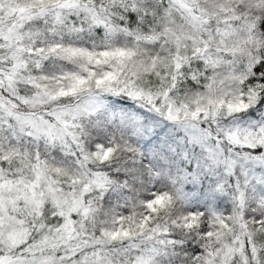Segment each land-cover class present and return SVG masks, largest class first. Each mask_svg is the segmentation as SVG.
<instances>
[{
  "label": "snow or ice",
  "instance_id": "obj_1",
  "mask_svg": "<svg viewBox=\"0 0 264 264\" xmlns=\"http://www.w3.org/2000/svg\"><path fill=\"white\" fill-rule=\"evenodd\" d=\"M0 264H264V0H0Z\"/></svg>",
  "mask_w": 264,
  "mask_h": 264
}]
</instances>
